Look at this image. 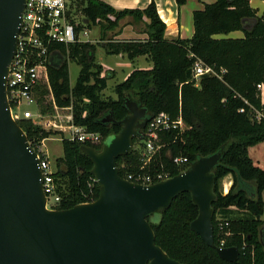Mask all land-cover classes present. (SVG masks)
<instances>
[{
  "label": "trees",
  "instance_id": "obj_1",
  "mask_svg": "<svg viewBox=\"0 0 264 264\" xmlns=\"http://www.w3.org/2000/svg\"><path fill=\"white\" fill-rule=\"evenodd\" d=\"M70 1L81 6L78 29L98 26L97 44L106 54L124 53L129 60L148 55L152 67L133 69L114 86L116 99H104L101 92L111 73L101 75L103 68L94 57L95 44L86 41L67 47L56 45L47 64L54 102L60 107L71 104L72 122L87 131L98 132L101 142L82 143L61 137L62 156L55 160L53 173L60 200L54 208H70L89 201L87 196L91 200L98 197L99 188L90 172L92 162L80 146L85 144L99 150L108 135L118 133L121 125L117 121L128 114L124 102L129 98L145 107L149 116L163 111L171 119L180 115L186 123L182 130L157 133L155 143L162 146L150 162L149 171H169L173 176L200 156L221 153L212 168L214 243L218 246L223 235L219 233L217 222L226 221L223 232L230 234L224 238V247L235 246L239 254L234 261L221 259L216 250L190 228L198 208L188 191L178 193L156 221L147 217L155 243L170 258L185 264H264V220L261 219L264 168L256 165L248 154L250 146L264 140V102L256 89L257 83L264 82V12L256 15L249 0H214L193 12L194 32L190 38L167 40L165 24L153 1L142 9H117L102 0ZM125 17H130L132 24H142L145 39L114 38ZM236 30L242 31L243 36L226 37ZM196 59L214 68L219 77L205 74L195 85L192 66ZM69 60L80 66L73 86L68 78ZM44 93L47 90L41 88L36 100L43 114L52 113L53 106L45 102ZM250 106L262 113L259 120L254 118ZM240 108L243 111H239ZM108 113L114 121L103 122ZM17 123L35 150L43 139L57 133L43 129L31 119H19ZM134 142H139L140 146L116 158L119 175L123 178L140 165L143 142L137 138ZM175 156L187 157V161L176 165ZM227 175L231 177V184L223 193L220 181ZM232 206L235 210L230 209Z\"/></svg>",
  "mask_w": 264,
  "mask_h": 264
},
{
  "label": "water",
  "instance_id": "obj_2",
  "mask_svg": "<svg viewBox=\"0 0 264 264\" xmlns=\"http://www.w3.org/2000/svg\"><path fill=\"white\" fill-rule=\"evenodd\" d=\"M25 0H0V264H185L155 243L147 217L156 221L173 198L188 191L198 208L190 228L227 261L235 246L218 247L213 237L212 168L221 153L200 156L185 170L152 184L119 175L116 158L133 149L148 121L145 107L126 98L128 114L98 150L82 144L99 188L96 199L70 208L46 206L37 151L12 118L6 80L16 50ZM103 122L114 121L108 113Z\"/></svg>",
  "mask_w": 264,
  "mask_h": 264
},
{
  "label": "built area",
  "instance_id": "obj_3",
  "mask_svg": "<svg viewBox=\"0 0 264 264\" xmlns=\"http://www.w3.org/2000/svg\"><path fill=\"white\" fill-rule=\"evenodd\" d=\"M69 2L70 0H25L16 50L7 74V100L11 116L16 121L31 119L45 130L56 128L70 140L98 144L101 142L100 134L87 131L85 127L74 124L72 122V105L57 106L50 88L47 64L50 54L56 50V45L67 47L72 43L89 41L86 39L89 30L86 26L78 29L80 21L76 20V15L70 10ZM205 74L219 77L214 68L196 59L192 66V80L195 81V85H198L200 76ZM41 88L47 90L45 102L52 104L53 113L43 114L41 112L36 100V94ZM256 89L259 93L264 91V82L257 83ZM261 101L264 102V100ZM244 102L247 103L246 100ZM250 107L254 112V118L259 120L262 113L254 107ZM60 110L67 111L62 115L65 117L66 123L59 121ZM239 111H243V108H240ZM185 127L186 123L180 115L175 119H171L163 111L153 116L148 115V121L141 131L143 144H141L139 168L135 172L128 173L125 179L133 183L147 185L171 177L169 171L148 170L154 155L162 146L156 144L155 139L158 132L171 129L182 130ZM42 142L43 140L36 146L41 169L42 189L46 196V206L54 208L60 200V195L57 192L53 176L54 170H52L47 156L41 151ZM186 161L187 157L184 156L173 157V162L176 165H181ZM91 193L92 189H90ZM87 197L90 199L85 202L93 201L90 196ZM227 224L228 222L222 220L217 222L219 233L223 234L219 239L218 247H224V238L230 234L229 231L223 232V228Z\"/></svg>",
  "mask_w": 264,
  "mask_h": 264
},
{
  "label": "crops",
  "instance_id": "obj_4",
  "mask_svg": "<svg viewBox=\"0 0 264 264\" xmlns=\"http://www.w3.org/2000/svg\"><path fill=\"white\" fill-rule=\"evenodd\" d=\"M102 1L110 4L111 6L117 9H123V8L142 9V8H145L151 1H153L160 19L165 24L164 37L167 40H173L176 38H182V39L190 38L194 32L193 12L196 10H202L206 4H210L214 2V0H182L181 2H178L177 0H102ZM249 4L252 8L255 9L256 15L260 16L264 12V0H249ZM120 23L123 25L120 31L114 36L115 39L128 40V39H145L146 38V34L143 32L142 24H139V23L132 24L130 23V21L127 22L128 24H126V22H121V21ZM124 28H128L129 31H127V33L126 32L124 33L123 32ZM121 34L124 37H122ZM228 36L242 37L243 33L241 34L239 30H236L226 35V37ZM117 55L120 56L121 58L127 59L121 62L120 66L123 65L126 68L131 67L129 68L127 72H125L122 81L127 77V75L133 69H149L152 67V61L150 60V57L148 55H139L132 60H129L126 57V54L124 53H119ZM100 65L102 66V68H104L103 64H100ZM107 71H110L111 76L114 75L115 73L114 70L109 69V68H107ZM101 75L102 76L105 75L103 73V70L101 72ZM103 90L101 93H103ZM112 98L116 99V97H112ZM261 100H264V99L261 98ZM262 142H264V140L259 143H262ZM257 144L250 146V147H255ZM248 154H250L249 150H248ZM251 159L256 165L264 168V166L257 163L253 157H251ZM223 179L221 180V183L223 181L222 192L226 193L231 184V177L230 175H227ZM230 209L235 210V207L232 206Z\"/></svg>",
  "mask_w": 264,
  "mask_h": 264
},
{
  "label": "rangeland",
  "instance_id": "obj_5",
  "mask_svg": "<svg viewBox=\"0 0 264 264\" xmlns=\"http://www.w3.org/2000/svg\"><path fill=\"white\" fill-rule=\"evenodd\" d=\"M68 5L70 6V10L76 15V20L80 21L82 19V12H81V6L77 4L76 2H69ZM130 21V17H125L121 19V22H127ZM125 24V25H126ZM88 35L86 39L90 40V43L95 44V62L98 64H103V73L107 74V68L112 69L115 71L114 75L111 77H108L107 79V86L103 90V93L101 94L104 99L106 98H112L116 97V94L114 92V86L121 82L123 79V76L125 72L129 70L131 67H125L120 66L121 62L127 60L125 58H121L117 54H106L101 47V45L97 44L99 40V28L98 26H91L90 28H87ZM129 31L128 28H124L123 32L127 33ZM240 31V30H239ZM242 34V31H240ZM122 35V34H121ZM130 35V34H128ZM132 36V35H130ZM122 37H124L122 35ZM233 37V36H228ZM125 40V39H121ZM135 65V64H134ZM80 66L76 64L73 61H68V78H69V84L70 86H73L75 83V80L77 78V75L79 73ZM262 93V94H261ZM44 97H47V93H44ZM260 98L264 99V91L260 92ZM32 109V107H30ZM67 111L60 110L61 117L59 118V121L62 123H66L65 117H62L63 114H65ZM53 113V112H52ZM57 133H53L50 137L43 140L41 145V151L47 156L52 170H55V160L58 157L62 156V144H61V137H65L62 132L57 130L56 128L48 129ZM140 146L139 142H134L133 147L138 148ZM249 155L254 158V160L259 163L260 165L264 166V142L257 144L255 147H250L249 149ZM224 181V179H223ZM222 181V183H223ZM222 183L220 181V187L222 190ZM62 185V184H61ZM60 195V194H59ZM244 214V213H243ZM242 214V216H243ZM239 215V214H238ZM219 217V216H218ZM261 219L264 220V210L263 214L261 216Z\"/></svg>",
  "mask_w": 264,
  "mask_h": 264
}]
</instances>
